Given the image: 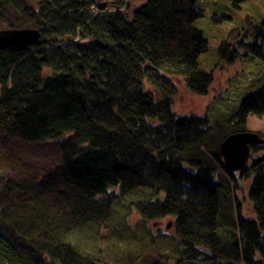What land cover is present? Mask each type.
<instances>
[{
  "label": "trees",
  "instance_id": "obj_1",
  "mask_svg": "<svg viewBox=\"0 0 264 264\" xmlns=\"http://www.w3.org/2000/svg\"><path fill=\"white\" fill-rule=\"evenodd\" d=\"M199 1L146 0L127 20L122 0L113 12L106 0H0V24L41 33L38 46L0 49V264H97L65 240L124 206L126 227L131 210L138 226L173 218L177 258L139 253L143 264H264V143L238 172L252 176L251 218L219 153L264 116V87L212 124L173 110L174 78L197 96L213 80L197 69ZM248 54L264 62V17L218 47L227 64ZM223 201L238 209L230 235L219 233Z\"/></svg>",
  "mask_w": 264,
  "mask_h": 264
},
{
  "label": "rangeland",
  "instance_id": "obj_2",
  "mask_svg": "<svg viewBox=\"0 0 264 264\" xmlns=\"http://www.w3.org/2000/svg\"><path fill=\"white\" fill-rule=\"evenodd\" d=\"M122 1L125 8L119 11L127 20H132L133 13L146 0ZM113 2L114 0H106V3L111 5L108 9L111 12L117 10L112 6ZM196 9L200 13V18L194 22V27L202 33L207 43L206 51L197 60V69L204 73L211 72L213 80L206 95L197 96L187 90L180 78H174L178 92L174 99L173 110L180 116L205 114L212 124L228 119L238 110L243 100L264 87V62L261 59L248 54L227 64L218 58V47L223 41L232 42L237 33H242L263 19L264 0H247L238 8H233L230 2L225 0H200ZM2 29L9 28L5 23H1L0 30ZM45 73L48 71L45 70ZM242 129L256 133L264 139V116L262 118L248 116L245 128H238V130ZM260 155L261 152L250 153L253 157ZM251 178L250 174L240 177L236 172L234 182V193L240 212L248 218L253 217L247 198ZM143 199L142 193H136L129 196L125 204ZM120 212L121 214L119 213L116 219L109 223L90 226L70 234L65 243L75 248L81 255L93 259L97 264H143V260L135 259L139 253L145 257L160 252L170 263L177 258V237L173 230L172 217L138 226L137 223L141 218L135 210H131L128 212L129 216L126 219L128 227H126L121 223V216L127 212L125 206L123 209L120 207ZM221 212L219 233L230 235L237 223L238 209L235 205L231 207L228 202L223 201ZM169 224L171 227L167 229ZM107 225L114 227L111 232L107 229ZM115 230H126L121 233H124V238L130 240L121 241L117 238V232H113ZM133 233L136 238L132 239ZM151 239L153 244L150 243Z\"/></svg>",
  "mask_w": 264,
  "mask_h": 264
},
{
  "label": "water",
  "instance_id": "obj_3",
  "mask_svg": "<svg viewBox=\"0 0 264 264\" xmlns=\"http://www.w3.org/2000/svg\"><path fill=\"white\" fill-rule=\"evenodd\" d=\"M41 33L35 28L0 30V49L15 48L21 51L38 46ZM264 139L253 132H236L226 136L219 145V153L226 169L231 173L241 171L250 158V147L262 145ZM171 225L167 226L169 229Z\"/></svg>",
  "mask_w": 264,
  "mask_h": 264
}]
</instances>
